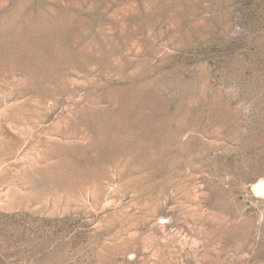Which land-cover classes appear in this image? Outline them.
<instances>
[{
  "label": "rangeland",
  "instance_id": "rangeland-1",
  "mask_svg": "<svg viewBox=\"0 0 264 264\" xmlns=\"http://www.w3.org/2000/svg\"><path fill=\"white\" fill-rule=\"evenodd\" d=\"M0 264H264V0H0Z\"/></svg>",
  "mask_w": 264,
  "mask_h": 264
}]
</instances>
